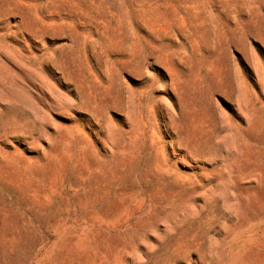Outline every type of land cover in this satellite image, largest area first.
<instances>
[{
	"label": "rangeland",
	"instance_id": "1",
	"mask_svg": "<svg viewBox=\"0 0 264 264\" xmlns=\"http://www.w3.org/2000/svg\"><path fill=\"white\" fill-rule=\"evenodd\" d=\"M0 264H264V0H0Z\"/></svg>",
	"mask_w": 264,
	"mask_h": 264
}]
</instances>
